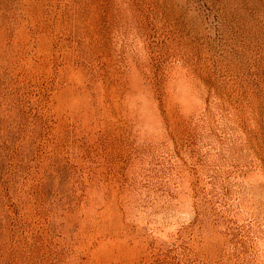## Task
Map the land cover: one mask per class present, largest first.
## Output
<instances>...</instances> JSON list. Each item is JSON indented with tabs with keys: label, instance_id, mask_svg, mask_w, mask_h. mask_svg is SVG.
Instances as JSON below:
<instances>
[{
	"label": "rangeland",
	"instance_id": "rangeland-1",
	"mask_svg": "<svg viewBox=\"0 0 264 264\" xmlns=\"http://www.w3.org/2000/svg\"><path fill=\"white\" fill-rule=\"evenodd\" d=\"M0 264H264V0H0Z\"/></svg>",
	"mask_w": 264,
	"mask_h": 264
}]
</instances>
